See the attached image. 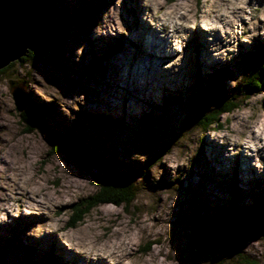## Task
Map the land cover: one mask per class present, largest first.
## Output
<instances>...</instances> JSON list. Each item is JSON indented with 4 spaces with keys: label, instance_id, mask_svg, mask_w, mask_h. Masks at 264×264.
I'll list each match as a JSON object with an SVG mask.
<instances>
[{
    "label": "rangeland",
    "instance_id": "374dc122",
    "mask_svg": "<svg viewBox=\"0 0 264 264\" xmlns=\"http://www.w3.org/2000/svg\"><path fill=\"white\" fill-rule=\"evenodd\" d=\"M41 1L68 29L60 65L20 59L0 73V264H264V236L233 251L194 250L212 242L199 239L210 226L234 227L224 225L234 207L264 220L256 207L264 89L239 91L242 53L264 52V0ZM97 5L88 19H73ZM176 10L193 19L180 23ZM206 10L217 17L212 29L201 19ZM94 58H102L98 69ZM222 67L221 100L236 106L204 129L196 81ZM13 87L25 109L45 111L46 128L72 134L91 158L51 153L43 131L25 130ZM123 171L136 176L135 198L97 204L70 227L72 205L97 190L95 174ZM111 244L118 257L84 253Z\"/></svg>",
    "mask_w": 264,
    "mask_h": 264
},
{
    "label": "trees",
    "instance_id": "16d2710c",
    "mask_svg": "<svg viewBox=\"0 0 264 264\" xmlns=\"http://www.w3.org/2000/svg\"><path fill=\"white\" fill-rule=\"evenodd\" d=\"M168 2L171 0H167ZM100 5L97 6H85L80 11L74 14L73 19H88V16L95 13L99 9ZM51 15L50 20V32L55 40V43L44 59L38 58L32 52H28L26 56H22L21 60H28L31 62L44 60L49 63L60 65L58 58L60 55L59 42L64 40L67 33L66 22L58 21L53 18V13L49 10ZM72 21V20H71ZM118 44H115L114 48L102 55V58H107L112 52L116 50ZM114 49V50H113ZM102 58H94L92 65L94 68H99V63ZM241 63L246 72L245 79L240 87V94L243 96L250 95L253 92H257L264 89L263 78H264V52L260 48L255 50L247 51L241 55ZM14 61L0 69V73L8 69ZM227 69L222 67L216 71L208 80L207 83L201 82L197 79L196 88L194 92V112L196 113L199 124L202 128L210 126L217 127L219 125V116L222 113L231 112L236 106L233 99L221 100V93L223 91L222 78L227 74ZM35 107L25 109L20 113L21 120L24 122V129L31 131L38 129L43 131L49 139V150L51 153L62 152L66 154L72 153L77 157H88L91 158L85 150L82 142L70 133H58L53 132L46 128L44 123L45 111L37 112ZM95 184L97 190L94 194L88 195L82 198L76 204L72 205L73 217L70 220L69 226L73 227L76 223L83 218V215L93 206L112 202L120 204L125 202L126 204L131 202L135 198V174L130 171L114 172L108 174H95ZM256 207L260 214H264V197L256 199ZM247 216L246 212H238L235 207L232 208L231 213L227 216L229 220H238L242 217Z\"/></svg>",
    "mask_w": 264,
    "mask_h": 264
},
{
    "label": "water",
    "instance_id": "95a60500",
    "mask_svg": "<svg viewBox=\"0 0 264 264\" xmlns=\"http://www.w3.org/2000/svg\"><path fill=\"white\" fill-rule=\"evenodd\" d=\"M50 20L49 10L41 0H0V69L12 61H19L28 52L44 59L55 43L50 32ZM11 94L16 110L24 111L26 96L22 89L13 87ZM224 225L242 227L239 230L232 227L228 232H222V223L212 225L199 238L212 242L199 241L194 250L198 253L212 248L233 251L248 239L264 236V220L250 214L238 220L226 219Z\"/></svg>",
    "mask_w": 264,
    "mask_h": 264
},
{
    "label": "bare ground",
    "instance_id": "6f19581e",
    "mask_svg": "<svg viewBox=\"0 0 264 264\" xmlns=\"http://www.w3.org/2000/svg\"><path fill=\"white\" fill-rule=\"evenodd\" d=\"M236 7V6H235ZM238 7V6H237ZM236 7V8H237ZM188 8V7H187ZM239 9V8H238ZM182 10V9H181ZM224 11V10H223ZM234 11V10H233ZM187 13H189V12H187ZM187 13H185L184 11H180V10H176V11H171V18L172 17H178V19L180 20V23L181 22H183L184 20L185 21H188V20H190L192 17H190V16H188L187 15ZM222 13H224V12H222ZM234 13H235V11H234ZM227 14H228V12H227ZM240 14V13H239ZM225 15V14H224ZM215 18V19H214ZM193 19V18H192ZM201 19L204 21V23H205V28L206 29H212V28H214V22L217 20V17H215V15H213V18L209 15V12L206 10L205 11V14H203V16L201 17ZM200 19V20H201ZM225 20H226V18H225ZM225 20H224V22H225ZM232 20V19H231ZM231 20H229V21H231ZM156 21H159V23L161 24V27H163L162 26V24H164V22H165V20L161 17V16H158V19L156 20ZM228 21V20H227ZM234 22V21H233ZM232 23V22H231ZM157 45H159V43L157 42V40H155V39H153V46H156V47H153L154 48V50L152 51V53H159L160 52V49L158 48V46ZM199 47H202V46H199ZM257 149V151L258 150H260V149H258V148H256ZM261 151V150H260ZM113 247L112 248H109V249H104V250H102V251H97V252H91V250L90 249H87V250H84V253H87V254H90V253H93V254H95V255H97V256H103L104 254H112V255H114V256H119L120 254V251L118 250V247H116V246H114L113 244H111ZM89 247V246H88ZM99 264H105V262H104V259H100L99 260Z\"/></svg>",
    "mask_w": 264,
    "mask_h": 264
}]
</instances>
